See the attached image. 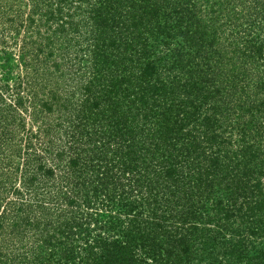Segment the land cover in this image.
I'll use <instances>...</instances> for the list:
<instances>
[{"label":"trees","instance_id":"1","mask_svg":"<svg viewBox=\"0 0 264 264\" xmlns=\"http://www.w3.org/2000/svg\"><path fill=\"white\" fill-rule=\"evenodd\" d=\"M0 60V264H264V0H0Z\"/></svg>","mask_w":264,"mask_h":264},{"label":"rangeland","instance_id":"2","mask_svg":"<svg viewBox=\"0 0 264 264\" xmlns=\"http://www.w3.org/2000/svg\"><path fill=\"white\" fill-rule=\"evenodd\" d=\"M4 55V54H3ZM6 57V56H5ZM12 57V56H11ZM10 57V62H9V66L11 65V62L13 63V58ZM1 61V60H0ZM2 62V61H1ZM8 67V66H7ZM6 68V67H5ZM0 70H2V68H0Z\"/></svg>","mask_w":264,"mask_h":264}]
</instances>
